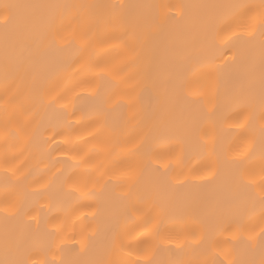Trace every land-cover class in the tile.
<instances>
[{"label":"snow or ice","instance_id":"6c2138e0","mask_svg":"<svg viewBox=\"0 0 264 264\" xmlns=\"http://www.w3.org/2000/svg\"><path fill=\"white\" fill-rule=\"evenodd\" d=\"M172 8L178 10L176 15L171 14ZM185 9L197 12L185 20ZM180 20L192 34L194 53L178 57L151 47L156 34L166 27L173 29ZM0 26L4 29L0 66L5 97L0 107L5 144L20 139L28 144L36 142L41 157L61 152L64 159H52L51 167L66 166L56 179L62 177L68 197L79 200L93 196L107 188L113 178L126 189L122 208L110 212L99 243L95 229L89 232L82 227L79 240L69 235L65 229L75 225L67 219L53 224L39 242L30 244L6 229L0 264H264V0L193 5L4 3L0 5ZM105 47L121 53L119 70L128 64L135 66L136 70L121 81H133L124 103L113 104L114 91L101 95L98 83L93 86L90 79H78L81 65L92 66L96 50ZM226 47L236 69L227 77L219 63ZM114 69L117 65L100 71L108 74ZM97 77L103 79L99 73ZM10 81L16 83L11 97L7 95ZM84 89H91L88 99L92 103L78 109ZM206 95L213 96L217 106L233 109L242 117L229 123V129L244 133L259 122V167L257 138L238 135L220 143L213 122L212 134L201 133L198 144L208 166L195 175L193 190L183 191L187 179L173 177L170 171L173 164L184 165L185 147L181 142L180 151L173 152L168 141L187 135L189 126H176L170 117L192 98ZM16 96L38 100L24 120L9 108ZM124 108L126 112L121 110ZM41 112L48 116L46 122L36 121ZM214 115L215 108L198 119L212 121ZM60 118L66 125L54 123ZM88 126L93 127L89 130ZM78 127L86 135L76 132ZM57 137L62 139L53 149ZM130 138V147L125 149L127 166L114 171L100 189L95 183L89 188L92 169L99 171L93 165L94 158L111 153L121 142L128 144ZM22 167H14L5 154L0 164L5 177L0 191L5 205L2 211L6 219L31 217L38 231L41 221L32 216L28 199L40 190L28 191L32 187L27 183L30 173L21 172ZM224 176L227 180L217 183ZM214 184L208 193L199 191L202 185ZM50 186L43 188L47 191ZM101 210L98 203L89 215L95 219ZM129 210L140 214L138 232L121 224V216ZM186 218L199 228L184 232L177 249L191 247L198 258L158 261L157 248L148 238L158 236L166 220ZM31 231L29 225L27 232ZM68 241H76L79 248L70 247Z\"/></svg>","mask_w":264,"mask_h":264},{"label":"bare ground","instance_id":"6f19581e","mask_svg":"<svg viewBox=\"0 0 264 264\" xmlns=\"http://www.w3.org/2000/svg\"><path fill=\"white\" fill-rule=\"evenodd\" d=\"M95 3V4H160V5H193V4H209V3H219L223 0H0V5L4 3ZM251 2L258 3L259 0H251ZM176 8H172L171 14L176 15ZM197 10L185 9V20L189 16H194ZM179 20V18H178ZM175 23V22H173ZM4 29L0 26V60H2L3 55V37ZM152 48L157 49L160 52L167 51L169 54L183 57L189 56L194 53L196 45L193 43L192 34L185 24L184 20H180L175 23V27L169 30L166 27L164 30L159 32L153 37ZM224 56L221 58L219 63L224 65L223 72L225 77L234 74L236 69L230 60V49L224 48ZM121 61V53L112 52L111 49L105 47L103 50L97 49L95 54V61L92 66L81 65L80 80H92L93 86L95 84L100 85V93L104 95L114 91L112 96L113 104L124 103L126 98L125 94L129 89V84L133 81H129L128 84L122 83L121 81L127 79V77L134 72L135 66L128 64L119 70ZM117 65V69L112 70L108 74L100 71L101 68L105 66ZM97 73L103 77V79H98ZM18 83V82H17ZM16 89V83L10 81V87L8 89V96H12ZM91 89H84L80 92V96L83 97L77 101L78 109L87 108L90 106L92 101L88 99ZM5 97V82L2 66H0V104L3 103ZM38 103L36 99H26L23 96H16V98L9 105L10 110L15 109L17 113V118L20 120L26 119L34 110L35 105ZM215 108V115L212 121L198 119L199 115L202 113H208L210 110ZM122 111H127L126 108L121 109ZM69 113L72 111L71 108L67 110ZM79 116V111L77 112ZM238 117L235 110L229 109L226 106H217L215 98L211 95H206L204 97H194L191 101L183 104L181 107L176 108L171 114L170 120L176 126L181 124H187L189 130L187 135L182 138H174L168 141L171 151L179 152L180 144L183 143L185 147V161L183 166H177L173 164L170 175L181 180L187 179L188 183L185 185L183 191H192V183L195 180V175L202 172L205 167H207L206 157L202 155L198 150V144L201 138V133H208L209 136L213 131V122L215 124L216 134L220 143L231 141L234 136L243 135L246 138H257V148H256V166L259 167V151L260 146L258 142V128L259 122H254L252 126L244 133H241L238 129H229L228 124ZM43 119L45 122L48 116L41 112L39 116L36 117V121ZM73 124L76 123V117L71 119ZM60 125H66L67 121L60 118L58 121H54ZM89 130L91 127L88 126ZM3 129H4V114L3 109L0 107V164L3 163L5 154L10 161H12L13 166L23 165L21 172L30 173L27 183L31 184V188L28 191L40 190L39 195H33L28 199V207L31 210L32 216H36L41 221L39 229L37 231L36 221L32 220L29 216L18 215L15 217L9 216L8 219L5 218V213L2 209L5 207L2 200H0V259L4 258V246L3 238L5 230L7 229L9 233L14 234L15 237L26 243L39 242L42 239V234L52 227L53 224L58 223L62 219H67L75 227L72 229L66 228L65 232L69 235H75L76 239H81L80 230L81 228L88 229L89 232L95 229L97 230V236L95 238L96 242L99 243L104 238V232L109 222L110 212L121 210V197L122 192L126 190L123 188L116 179H111L108 183L107 188L102 191H97L95 195L89 197H79V193L76 194L79 197H68L65 195L67 192V186H62V177L56 179L60 176V170L62 167L59 164L55 168L51 167V160L64 159L61 152H53L51 158L45 156L41 157L39 155V149L36 142L33 144H28L24 139L19 141H10L8 145L5 144L3 139ZM76 132L82 134L84 132L83 128H76ZM51 134V133H49ZM62 137H57L56 142H54L51 147L56 148ZM73 140H76L75 135L72 136ZM131 139L128 144L121 142L119 147L114 148L111 153L101 154L93 160V165L99 167V171H95L93 168V175L91 181L88 184L89 188L95 186L100 189V186L106 181H109V177L112 176L113 172L118 169H123L127 166L129 157L126 152V148L130 147ZM59 147L64 148L63 144ZM91 147V145H86L85 148ZM14 158V159H13ZM43 161V162H41ZM49 169H51L49 171ZM75 179V177H74ZM147 179V177H145ZM227 176L221 178L220 182H225ZM5 183V177L3 172L0 171V191L3 190ZM51 185L47 191L44 190V185ZM216 185H202L199 191L202 193H208L213 190ZM98 203L101 205L102 210L94 219L89 213L93 212ZM140 207V205H137ZM140 214L132 211H128L126 215L121 216V224L125 226L129 231L138 232L140 230ZM47 221V224H45ZM31 226V234L27 232L28 226ZM189 228L198 230L199 225L190 219H185L183 221L176 219H168L161 225V231L158 236L149 237L148 242L157 248L156 259L160 262H166L170 259H196L198 258V253L194 251L191 247H185L183 251L177 249V245L182 243L183 234ZM69 246H75L79 248V244L76 241H68ZM171 249L172 251H169ZM134 258V257H133ZM50 259V257H49Z\"/></svg>","mask_w":264,"mask_h":264}]
</instances>
